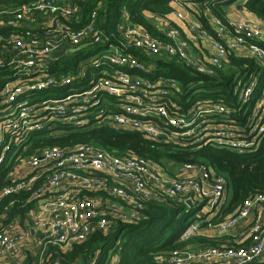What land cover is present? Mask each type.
Returning a JSON list of instances; mask_svg holds the SVG:
<instances>
[{
    "label": "built area",
    "instance_id": "1",
    "mask_svg": "<svg viewBox=\"0 0 264 264\" xmlns=\"http://www.w3.org/2000/svg\"><path fill=\"white\" fill-rule=\"evenodd\" d=\"M175 4L167 18L175 16L183 24L189 23L191 32L186 39L166 18L158 22L167 30L168 43L129 24L125 15L120 48L104 37L100 29L103 24L96 13L87 27H72L80 11L76 0H39L32 6L10 11L12 18L8 23L0 19V29L12 30L8 37L0 35V68H8L19 76H13L0 93V164L30 133L47 127L57 130L61 123L80 127L96 122L114 131L141 134L162 145L181 141L196 148L228 149L240 154L257 152L264 139V90L254 97L259 76L247 84L238 81L237 104L244 118L253 107L252 118L243 126L235 122L240 113L234 114L224 104L194 98L183 102L177 82L142 78L140 73L150 69L126 51L135 49L150 57L177 56L209 76H216L231 64L230 53H240L235 55L264 65V19H230L229 31L212 18L214 38L201 29L195 5V16L190 18L185 12L176 11ZM187 40L196 52L189 53ZM91 46L98 48L86 53ZM202 49L209 51L208 59ZM81 50L85 58L73 68L74 75L57 78L49 74L51 62L57 57ZM52 88L67 93L42 98L35 104L24 99L30 93L45 94ZM189 94L186 92L187 98ZM104 96L111 97L113 103L107 104ZM17 160L10 184L0 192V203L22 193L42 203L32 214L31 225L23 227L19 218L7 221L5 213L0 216V264H24L35 241L42 249L45 242L68 251L89 240L96 231L108 233L118 224H135L141 220L146 204L163 195L185 201V205L187 199H193L203 208L201 213L208 216V223L229 202L226 180L205 164H185L173 177L164 176L159 172L160 166L150 160L118 157L88 144L37 149ZM111 199L123 203L128 213L111 206ZM32 228L36 229L35 238L29 234ZM208 228L228 236L233 230L240 232L238 237H232L233 243L197 252L176 251L161 259V264H264V194L246 203L236 216L217 227L208 224ZM112 260L110 264L119 263L117 257Z\"/></svg>",
    "mask_w": 264,
    "mask_h": 264
},
{
    "label": "trees",
    "instance_id": "2",
    "mask_svg": "<svg viewBox=\"0 0 264 264\" xmlns=\"http://www.w3.org/2000/svg\"><path fill=\"white\" fill-rule=\"evenodd\" d=\"M38 1L0 0V19L8 23L12 18L10 11L21 6H32ZM174 3H193L199 13L201 29L214 38L216 36L211 26L212 18L232 31L229 20V9L232 6L241 5L242 11L264 19V0H234L225 3L213 0H76L80 11L72 27L75 29L87 27L91 23L92 15L96 13L99 23L103 24L100 29L104 37L120 48L123 45L120 40V29L127 15L129 24L143 28L153 37L168 43L166 34L159 31L157 25L153 26L150 19L164 20L174 11ZM11 33L12 30L9 28L0 29L3 38L10 36ZM82 51H69L57 57L51 62L49 74L57 78L74 75L73 68L85 58ZM126 53L137 57L139 62L150 69L148 73H140L142 78L149 81L166 78L177 82L180 92L183 93V102L188 100L186 92L190 93L189 87L195 86L192 91L198 89L202 91L195 95L194 100L201 97L202 100L228 106L234 114L240 113L239 119L235 121L239 125H248L247 119L252 118L253 107L249 108L245 119L237 104L238 81L247 84L252 77L259 76L254 97H258L264 90V65L249 57H238L230 53L231 64L218 71L216 76H209L199 73L188 62L177 56L162 54L153 57V60L147 64L149 59L146 57L149 56H144L140 51L129 49ZM13 76L19 79V76L8 68H0V93L7 83L13 81ZM61 93L67 91L52 88L45 94L30 93L24 99L35 104L42 98H55ZM104 97L108 101L112 100L109 96ZM20 144V147L11 151L6 160L0 164V192L10 184L11 175L19 164L18 158L28 157L37 149L55 146L76 148L88 144L118 157H142L158 166L164 162L179 166L189 163L205 164L216 176L224 178L228 185L227 207L200 228L202 230L208 228V224L219 226L224 220L236 216L252 197L264 194V139L257 152L240 154L228 149L192 148L185 146L181 141L162 145L148 140L141 134L114 131L104 124L92 122L80 127L64 126L61 123L58 129L53 131L47 127L30 133ZM39 202L25 193L5 198L0 203V216L11 208L5 219L13 221L19 218L24 224L32 220V214L40 205ZM11 204L14 206L11 207ZM202 209L198 205L189 209L185 201L163 195L146 204L141 220L135 224H118L108 233L96 231L89 240L75 245L68 251H62L54 245L43 242L44 247L36 258L28 256L24 264H51L53 261L61 264H90L94 261L96 264H110L114 257L119 259L117 264H161V259L168 258L173 252H182L184 248L194 244L203 245L200 248L203 249L233 243L235 240L225 235L215 240L197 235L188 241H182V235L188 228L205 221L198 217ZM246 244L244 243V246Z\"/></svg>",
    "mask_w": 264,
    "mask_h": 264
},
{
    "label": "rangeland",
    "instance_id": "3",
    "mask_svg": "<svg viewBox=\"0 0 264 264\" xmlns=\"http://www.w3.org/2000/svg\"><path fill=\"white\" fill-rule=\"evenodd\" d=\"M175 5H177L178 6V9H176V11H180V12H185L184 14H186L187 16H189L190 18H191V16H195V13H193L192 11H193V3H176ZM194 14V15H193ZM230 14H232V13H229V16H230ZM151 20V24L153 25V26H156L157 25V28H158V30L159 31H161L162 33H165L166 34V32H167V30L162 26V25H160L159 24V22L158 21H155L154 19H150ZM166 21H169L170 22V25L171 26H173V27H178V25L174 22V21H172L171 20V17L170 18H166L165 19ZM230 20V19H229ZM231 20H233V17H232V19ZM192 21L193 22H195V20L192 18ZM169 23L167 22V23H165V25L167 26ZM184 26H185V28L187 29V30H189L190 32H191V26H189V23L188 22H186V23H184ZM167 28V27H166ZM182 32V31H181ZM182 34H183V32H182ZM183 36H184V39H186L185 38V35L183 34ZM188 41V40H187ZM188 43H189V46H190V51H189V53L192 51V52H196L195 51V48L193 47V45H192V43L190 42V41H188ZM207 47V46H206ZM97 46H91L89 49H87L86 50V53H93L94 51H96L97 50ZM202 53L206 56V58L208 59L209 57H210V54H209V51H207V50H205V49H202ZM144 56H148V55H144ZM147 59H149L148 61H147V64L151 61V60H153V57H146ZM137 60H139L138 58H137ZM191 88V87H190ZM194 89V88H193ZM193 89H191V91H190V94H189V98H187L188 100L189 99H193L194 97H195V95H197V94H199L202 90L201 89H198V90H195V91H192ZM197 99H201V97L199 98H197ZM106 103L107 104H111V103H113V100H107L106 101ZM55 117L56 116H54V115H51V118L53 119V120H57V119H55ZM41 121H42V119H41ZM56 134H58V133H56ZM190 147H192V146H190ZM193 148V147H192ZM152 162V161H151ZM153 163V162H152ZM159 166H160V170H159V172L162 174V175H164V176H171V177H173L174 175H176V171H177V169L179 168V165H171L170 164V162H164L163 164H159ZM158 167V166H157ZM17 171V170H16ZM158 171V170H157ZM109 204L111 205V206H113L114 208H116L117 210H119V211H121V212H123L124 214H126V213H128V210H127V208L125 207V206H123L124 204L122 203L121 204V202H119L118 200H113V199H111L110 201H109ZM123 209V210H121V209ZM206 212L207 211H209V208L207 207H205V209H204ZM199 218H203L205 221L204 222H202V223H204V226H205V224H207L208 223V216L207 215H205V213H204V211L201 213L200 212V214H199V216H198ZM210 217L211 218H213L214 217V215L213 214H211L210 215ZM22 224V223H21ZM28 224H32L31 223V220H29V221H27V222H25L24 224H22V226L24 227L25 225H28ZM199 226H200V224H198V225H195V226H192V227H195L196 229H197V233L198 232H200V231H202V229H200L199 228ZM204 230V229H203ZM205 230H210L209 228H205ZM238 232L239 231H237V234H238ZM239 235H236L235 237H238ZM218 237H212V238H207L208 240H210V239H212V240H215V239H217ZM196 248H200V247H203V245H198V246H195ZM185 250V252H192V248H191V246H188V247H186V248H184ZM30 254H29V256L31 257V258H36V256L38 255V253L42 250V246L40 245V243H37L36 241L34 242V244L30 247ZM183 250V249H182ZM193 252H197V251H193ZM23 261H25V259H23Z\"/></svg>",
    "mask_w": 264,
    "mask_h": 264
},
{
    "label": "crops",
    "instance_id": "4",
    "mask_svg": "<svg viewBox=\"0 0 264 264\" xmlns=\"http://www.w3.org/2000/svg\"><path fill=\"white\" fill-rule=\"evenodd\" d=\"M239 7H241V5L236 6V7L232 6L229 9V13H232V14H230L229 18L232 19V17H233V20H232L233 22L238 21L240 19H247V18L251 19L253 17V15L248 14L246 11H242V9L239 10ZM176 9H178V8H176ZM171 20L174 21L178 25V28L183 32V34L185 35V38H187L190 35V31L187 30L185 28L184 24L181 21H179L175 16H171ZM235 54L239 55L240 53H235ZM40 203H42V201L39 202L38 204H40ZM246 223L247 224L251 223V219L249 221H247ZM237 231L240 232V230H233L229 233V236H228V234L225 235L223 232L219 231L218 229H213V230H205L204 229V230L198 232L197 235H198V237H202V238L222 237L223 235L232 238V237H235L236 235L239 234V232L237 234ZM198 245L199 244H194L191 246L192 252L200 250L201 247L199 249L195 247ZM17 264H20V261H18Z\"/></svg>",
    "mask_w": 264,
    "mask_h": 264
},
{
    "label": "water",
    "instance_id": "5",
    "mask_svg": "<svg viewBox=\"0 0 264 264\" xmlns=\"http://www.w3.org/2000/svg\"><path fill=\"white\" fill-rule=\"evenodd\" d=\"M242 8L239 7V10H241ZM255 200V196L252 197L251 201L253 202ZM186 206L187 208L191 209V208H194L196 206L195 202L193 199H187L186 200ZM11 211V208H9L7 211H6V215L9 214V212ZM204 227V223H201L199 228H203ZM29 234L32 238H35L36 237V229L32 228L29 230ZM197 236V229L195 227H190L186 230V232L182 235V241H188L194 237ZM41 240H44V236H40Z\"/></svg>",
    "mask_w": 264,
    "mask_h": 264
}]
</instances>
